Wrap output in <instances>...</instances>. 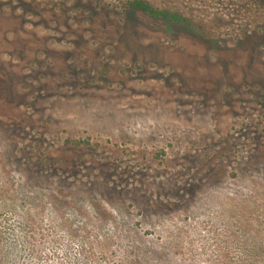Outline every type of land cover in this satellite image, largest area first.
Instances as JSON below:
<instances>
[{
	"label": "rangeland",
	"instance_id": "374dc122",
	"mask_svg": "<svg viewBox=\"0 0 264 264\" xmlns=\"http://www.w3.org/2000/svg\"><path fill=\"white\" fill-rule=\"evenodd\" d=\"M0 0V264H264V0Z\"/></svg>",
	"mask_w": 264,
	"mask_h": 264
},
{
	"label": "trees",
	"instance_id": "16d2710c",
	"mask_svg": "<svg viewBox=\"0 0 264 264\" xmlns=\"http://www.w3.org/2000/svg\"><path fill=\"white\" fill-rule=\"evenodd\" d=\"M128 8L134 11H141L155 18H164L167 20H174L175 22H181L183 20L182 16L179 15V13L160 10L146 0H132L128 3Z\"/></svg>",
	"mask_w": 264,
	"mask_h": 264
}]
</instances>
